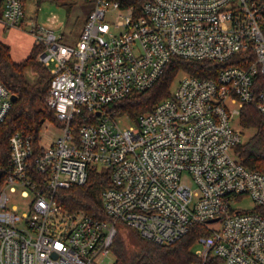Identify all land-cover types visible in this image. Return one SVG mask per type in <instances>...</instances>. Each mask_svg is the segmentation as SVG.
I'll return each instance as SVG.
<instances>
[{"label":"built area","instance_id":"1","mask_svg":"<svg viewBox=\"0 0 264 264\" xmlns=\"http://www.w3.org/2000/svg\"><path fill=\"white\" fill-rule=\"evenodd\" d=\"M75 46L62 43L53 15L30 25L37 60L51 75L47 105L61 134L35 144L30 129L9 138L0 167V264H101L122 224L157 245L198 225L199 264H264V172L236 154L232 124L246 105L264 120V0H92ZM25 22L23 0H0L5 29ZM174 58L209 61L213 77L183 73L176 91L122 128L113 108L152 87ZM0 81V123L12 107ZM85 113L95 122L79 124ZM99 114V115H98ZM42 131V130H41ZM108 171L97 198L105 218L62 205L60 191ZM19 193L23 208L12 204ZM248 197L252 210L235 207ZM214 264V263H212Z\"/></svg>","mask_w":264,"mask_h":264},{"label":"trees","instance_id":"2","mask_svg":"<svg viewBox=\"0 0 264 264\" xmlns=\"http://www.w3.org/2000/svg\"><path fill=\"white\" fill-rule=\"evenodd\" d=\"M24 1V0H23ZM61 4H71L75 0H51ZM90 1V0H86ZM144 0H129L128 5L136 10ZM40 49L33 47L30 55L21 62L11 57V48L0 40V81L17 96L11 110L0 123V167H7L10 159L9 138L17 130L30 129L35 136V144L40 142L42 124L56 121L54 111L47 105L46 99L51 75L37 60ZM32 69L38 74V82L31 84L25 77L26 70ZM220 66L209 61H195L174 58L167 65L163 76L150 88L132 93L114 103L113 108L137 121L139 116L151 111L161 101L171 96L170 88L179 73H188L197 77H213ZM241 123L256 129L254 135L236 148L239 159L251 169L264 172V120L253 105H246L240 115ZM79 124L95 122L85 113L75 119ZM109 185L108 171L92 170L87 182L82 186H72L60 191L59 199L69 210H82L88 214L105 218L102 206L98 201L99 189ZM200 226L192 230L180 240L169 245H157L145 240L133 232L132 250L125 242L116 239L112 248L115 261L113 264H192L199 262L194 256L192 246ZM216 259L210 264H217Z\"/></svg>","mask_w":264,"mask_h":264},{"label":"rangeland","instance_id":"3","mask_svg":"<svg viewBox=\"0 0 264 264\" xmlns=\"http://www.w3.org/2000/svg\"><path fill=\"white\" fill-rule=\"evenodd\" d=\"M25 6V22L22 28L3 29L0 24V39L11 46V54L15 61L25 59L34 44V38L30 33V25L32 21H36L38 25L45 26L49 24L50 18L55 15L58 18L56 25L58 26V33L61 34V42L67 45L75 46L79 40L82 30L85 26L86 20L90 13L95 8V3L90 0H75L71 4L56 3L51 0H24ZM25 77L31 84L38 82V74L32 70H26ZM183 77V73H179L170 88L173 94L178 86L179 80ZM117 120L122 128L136 127V121L127 118L126 116H118ZM232 124L235 128L242 132V140L246 142L251 138L256 129L253 127H246L241 123L239 116L234 117ZM61 134V126H51L48 123L44 125L41 131V145L48 146L54 143ZM26 199H22L19 193L13 195L12 204L18 205L20 209L23 208ZM235 207L241 210H252L254 204L248 197H243L242 201L236 202ZM118 234L116 239L123 240L126 246L132 250L133 232L125 228L122 224L117 226ZM201 248L200 245L194 244L192 246L193 254ZM114 256H109L103 260L101 264H113ZM192 264H199L193 262ZM217 264H225L221 260Z\"/></svg>","mask_w":264,"mask_h":264},{"label":"crops","instance_id":"4","mask_svg":"<svg viewBox=\"0 0 264 264\" xmlns=\"http://www.w3.org/2000/svg\"><path fill=\"white\" fill-rule=\"evenodd\" d=\"M0 24H1V23H0ZM1 25H2V24H1ZM23 26H24V25H23ZM23 26H22V27H23ZM2 27H3V25H2ZM22 27H21V28H22ZM3 29H5V28L3 27ZM31 35H32V34H31ZM32 37H33V36H32ZM33 38H34V37H33ZM0 40H1V39H0ZM1 41H2V40H1ZM3 42H4V41H3ZM4 43H6V42H4ZM6 44H8V43H6ZM8 45H9V44H8ZM9 46H10V45H9ZM34 46H35V43L33 44L32 48H31V50H30V53H31V51H32V49H33ZM10 48H11V46H10ZM30 53H29V55H30ZM29 55H28V56H29ZM28 56H27V57H28ZM11 57H12V54H11ZM27 57H26V58H27ZM26 58H25V59H26ZM12 59H13V57H12ZM25 59H23V60H25ZM13 60H14V59H13ZM23 60H21V61H23ZM14 61H15V60H14ZM21 61H15V62H21Z\"/></svg>","mask_w":264,"mask_h":264},{"label":"water","instance_id":"5","mask_svg":"<svg viewBox=\"0 0 264 264\" xmlns=\"http://www.w3.org/2000/svg\"><path fill=\"white\" fill-rule=\"evenodd\" d=\"M16 99H17V96L14 95V94H12V96H11V100H12L13 103L16 101ZM98 115H99V114H98ZM0 177H1V173H0Z\"/></svg>","mask_w":264,"mask_h":264}]
</instances>
